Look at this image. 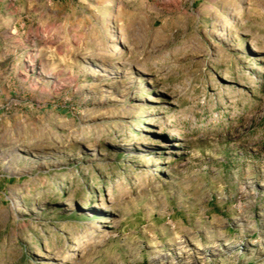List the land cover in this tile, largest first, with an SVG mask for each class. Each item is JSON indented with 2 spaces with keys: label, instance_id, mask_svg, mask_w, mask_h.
Returning a JSON list of instances; mask_svg holds the SVG:
<instances>
[{
  "label": "rangeland",
  "instance_id": "374dc122",
  "mask_svg": "<svg viewBox=\"0 0 264 264\" xmlns=\"http://www.w3.org/2000/svg\"><path fill=\"white\" fill-rule=\"evenodd\" d=\"M0 264H264V0H0Z\"/></svg>",
  "mask_w": 264,
  "mask_h": 264
}]
</instances>
